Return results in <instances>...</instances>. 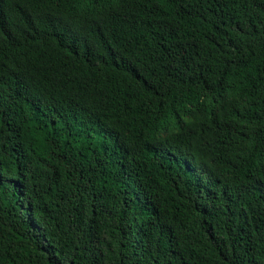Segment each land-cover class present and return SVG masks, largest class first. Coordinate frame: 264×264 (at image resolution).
I'll list each match as a JSON object with an SVG mask.
<instances>
[{
    "label": "trees",
    "instance_id": "obj_1",
    "mask_svg": "<svg viewBox=\"0 0 264 264\" xmlns=\"http://www.w3.org/2000/svg\"><path fill=\"white\" fill-rule=\"evenodd\" d=\"M0 264H264V0H0Z\"/></svg>",
    "mask_w": 264,
    "mask_h": 264
},
{
    "label": "bare ground",
    "instance_id": "obj_2",
    "mask_svg": "<svg viewBox=\"0 0 264 264\" xmlns=\"http://www.w3.org/2000/svg\"><path fill=\"white\" fill-rule=\"evenodd\" d=\"M83 1V0H82ZM93 5H95V4H93ZM64 6V5H63ZM115 10V9H114ZM112 11V10H111ZM116 11H117V9H116ZM118 12V11H117ZM109 13V12H108ZM107 13V14H108ZM112 12H110V14H111ZM115 13V12H114ZM120 13V12H119ZM110 16V15H109ZM34 20V19H33ZM55 25V24H54ZM6 41V40H5ZM19 53V52H18ZM27 53V52H26ZM74 67V66H73ZM20 82V81H19ZM13 83V82H12ZM69 122V121H68ZM145 129V128H144ZM143 129V130H144ZM154 131V130H153ZM155 132V131H154ZM142 133H144V132H142ZM139 134V133H138ZM148 136V135H147ZM144 139V138H143ZM142 140V139H141ZM145 141V140H144ZM146 163V162H145ZM152 164V163H151ZM197 165V164H196ZM139 167H140V165H139ZM163 168H164V166H163ZM105 169V168H104ZM142 169V168H141ZM154 171V170H153ZM107 173V172H106ZM152 173V172H151ZM154 175V174H153ZM80 177V176H79ZM82 177V176H81ZM157 177V176H156ZM78 178V177H77ZM165 179V178H164ZM167 182H170L169 180L167 181ZM150 190V189H149ZM145 197V196H144ZM133 205V204H132ZM131 205V206H132ZM135 208V207H134ZM150 215V214H149ZM151 225V224H150ZM142 226V225H141ZM149 226V225H148ZM155 228V227H154ZM42 231V230H41Z\"/></svg>",
    "mask_w": 264,
    "mask_h": 264
}]
</instances>
